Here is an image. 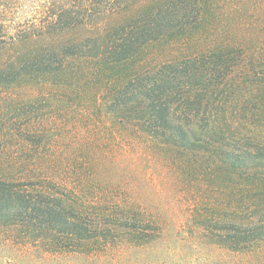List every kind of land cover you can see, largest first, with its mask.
Segmentation results:
<instances>
[{"label":"trees","instance_id":"obj_1","mask_svg":"<svg viewBox=\"0 0 264 264\" xmlns=\"http://www.w3.org/2000/svg\"><path fill=\"white\" fill-rule=\"evenodd\" d=\"M238 1L246 18L251 1ZM230 4L0 0V54L136 9L84 39L30 50L0 67V226L8 244L55 256L151 242L161 222L135 206L129 170L139 168L161 191L153 174L164 164L218 170L244 182L255 201L240 221L233 209L230 219L208 212H195V218L230 252L264 242V164L251 165L264 161V12L254 31L247 22L237 36L244 19L226 32L227 40L145 65L151 45L200 37L215 10L236 9ZM96 86L85 112L98 120L52 116L65 111L62 102L53 104L63 100V91L80 96ZM230 112L248 124L245 133H236L240 122Z\"/></svg>","mask_w":264,"mask_h":264},{"label":"rangeland","instance_id":"obj_2","mask_svg":"<svg viewBox=\"0 0 264 264\" xmlns=\"http://www.w3.org/2000/svg\"><path fill=\"white\" fill-rule=\"evenodd\" d=\"M250 1L253 10L246 18L239 10L242 7L239 1L231 0L230 5L236 9L225 7L219 10L217 8L218 10H215L216 19L209 23L207 29L199 31L200 37L196 35V38L186 43L172 41L151 45L146 51V59L149 60L145 61V65L150 63L155 65L156 62L171 61L196 54L217 38L227 40L229 35L226 32L236 29L244 19L245 25L240 26L237 36H242V29L246 30L247 22L252 24V31H254V27L260 24L261 14L264 12V0ZM146 4V2L142 3L135 8H142ZM135 8L115 16L101 17L90 26L63 35L15 44L0 54V67L15 56L30 50L84 39L97 29L124 21L133 13L135 14ZM80 76L77 75L76 79ZM62 77L59 79L63 80L66 76ZM97 90L98 86L86 90L80 96L79 92L63 91L65 92L63 100L53 101V104L62 102L60 105L66 106L65 111L52 116L65 117L66 120L82 117L98 120L96 115L91 117V110L85 112L88 104L93 103ZM57 93L60 95L62 91L57 90ZM228 107L231 111L234 106L230 103ZM0 110L5 111L1 103ZM230 117H233L236 122L242 119L239 114L231 113ZM237 126L239 129L236 133L243 134L246 132L243 128H247L248 124L240 122ZM260 131L264 136V127ZM263 164L264 161L251 163L252 166L259 165L260 167ZM110 169L113 171V166ZM155 169L153 175L159 183L160 190L163 185L161 191L154 190L144 179L139 168L133 165L130 166L128 177L135 206L145 210V214L150 217L154 216L161 222L159 235L151 242L142 246H122L117 243L103 248L105 250L99 249L86 254L67 253L54 256L35 247L25 248L22 245L8 244L5 240L6 235L3 233L5 230L0 226V264H264V242L258 243L249 251L230 252L223 245L215 244L210 239L209 232H206L200 226L197 217L195 218V212H208V215L214 218L230 219L229 216L233 209L240 221L248 214L244 208L255 201L251 197L252 191L244 185V182L212 169L188 170L170 164H164Z\"/></svg>","mask_w":264,"mask_h":264}]
</instances>
